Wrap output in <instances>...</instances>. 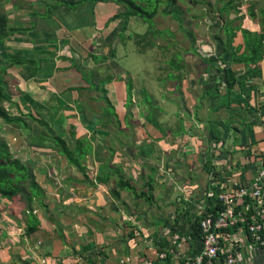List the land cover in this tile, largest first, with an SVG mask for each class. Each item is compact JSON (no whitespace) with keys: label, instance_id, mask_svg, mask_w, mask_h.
Listing matches in <instances>:
<instances>
[{"label":"crops","instance_id":"obj_1","mask_svg":"<svg viewBox=\"0 0 264 264\" xmlns=\"http://www.w3.org/2000/svg\"><path fill=\"white\" fill-rule=\"evenodd\" d=\"M249 1L264 3V0ZM99 7L102 8H96L95 18L101 17L97 21L102 23L118 10ZM106 10L113 13L100 15ZM242 11L245 13L242 27L259 33V20L251 19L245 7ZM80 31L86 32L69 33L81 42L77 48L58 39L59 56H64L60 50L69 51L68 58L72 51L82 58L87 54L84 45L92 36L81 39V33L75 35ZM218 56L219 46L217 55L210 58L215 61ZM87 66L93 65L87 62ZM232 69L237 75L246 71L242 66ZM122 72L134 83L127 70ZM259 72L260 75L250 77L242 87L235 85L229 95L221 84V94L216 100L209 91L217 80L214 74L207 78L204 70L202 77L187 79L189 85L183 84L182 90L178 84L171 87L166 101L152 96L147 87L136 90L133 86L129 106L126 80L118 72L108 87L118 118L108 121L102 117L104 123L96 126L85 123L77 108L60 97L68 82L65 78L59 79L55 73V77L47 76L45 82L37 83L34 78L25 82L20 77L17 86L27 99L35 102L38 113L47 121L43 115L55 113V123H49L50 126L65 135L73 126L77 138H93V153L82 163L84 179L54 150L30 146L29 132L13 130L11 135H18L12 140L5 136L8 144L11 141L18 144L22 138L28 142L32 149L27 153L30 152L33 164L39 167V176H48L44 196L45 202L51 204L47 205L49 211L35 210L39 225L30 235L26 234L28 221L23 215V205L0 210V264H155L158 252L163 250L169 253L164 264H184V260L195 256L201 248V236L192 223L209 211L204 206L211 185L207 178L209 163H217V175L231 178L253 172L264 154V60L259 63ZM181 73L177 72L176 77ZM62 74L72 76L70 72ZM200 85L204 86L202 92ZM166 88L158 87L156 91ZM143 92L157 100L158 106L152 101L151 108L143 102ZM209 103L213 104L211 110ZM66 104L74 112L65 110ZM32 128L37 133L43 131L36 124ZM210 132L225 142L210 140ZM231 132L235 133L234 137L230 136ZM210 151L212 156L208 159ZM205 159L209 161L202 167ZM99 179L107 183H96ZM249 264H264V248L253 252Z\"/></svg>","mask_w":264,"mask_h":264},{"label":"trees","instance_id":"obj_2","mask_svg":"<svg viewBox=\"0 0 264 264\" xmlns=\"http://www.w3.org/2000/svg\"><path fill=\"white\" fill-rule=\"evenodd\" d=\"M193 1V0H191ZM197 7L206 6L209 8V13H206L208 21H211L210 31L217 34L222 33V37L216 36V47L221 48L220 55L213 58L198 56L201 64L204 67V73L207 78L212 74L215 75V87L210 89L211 94L214 92L217 95L211 96L216 99L221 94L220 86L224 85L227 95L233 90L235 85L241 86L246 83L250 77L260 75L259 63L264 60V3L260 1H246V0H214L213 3L209 0H203L198 3L193 2ZM99 6H106L104 8H118L116 15L109 17L106 22L98 23L95 18L96 8ZM165 9L161 11V7ZM175 0H34L29 2L27 0H0V200L6 202H13L18 200L24 205L23 215L26 216L28 225L26 234L30 235L38 229V218L34 214L36 211H49L43 190L37 184L32 167L23 163L18 158H15L10 152L8 143L2 134V128L9 127L12 129H20L29 132L31 135L30 146L39 147L43 150H54L60 158L64 159L68 166L73 168L84 179L86 178L85 168L82 163L85 162L86 156L93 153L92 139L93 138H76L74 127H70L69 141L66 140L65 133L53 129L50 124L41 119L36 111L35 102L27 99L20 88H17L16 94L13 95L7 89L6 83L3 81V76L8 71L25 70L26 79L30 78L37 82H45L47 73L53 74L55 72L59 79H64L67 74L62 73H78L79 80L74 86H63V99L71 104H76L79 115L85 123L93 126L104 123L103 120L94 119L86 120V112L91 109H86L85 105L80 103L82 92H97L101 94L99 98H90L91 101H103L106 105L104 107V118L112 121L113 117L118 118L111 99L108 96L109 85L113 82V77L103 75V66L111 58L116 57V50L112 47L109 55H98L97 49H93L94 41L85 42L86 55L83 58L71 52V58L58 56L59 48L57 30H65L72 33L76 30H86L92 32V28L100 30V42L102 39L107 42L112 40V23L118 21L120 27L119 37H124V32L127 30L130 19L138 18L143 24L148 25L145 34H132L127 36V40H136L140 53H145L149 46H155V41L158 38L169 39L175 38L169 29L159 30L155 25V17L158 15H169L174 20L178 21L180 28L185 30V19H182L184 13L178 9ZM242 7H247L248 16L255 20H259L261 31L259 33L252 32L242 27V20L245 14H242ZM215 8V10H214ZM12 14L13 18H10ZM218 15V17H215ZM21 19H27L22 21ZM110 30L109 29V26ZM219 28V29H218ZM187 31V30H185ZM110 35H106L109 34ZM104 36H108L105 38ZM192 42L191 48L194 52L195 38L189 34ZM83 39L82 37H80ZM28 40L31 43L30 48H23L16 40ZM68 42V41H67ZM65 42V44H68ZM90 42V43H89ZM89 43V48H88ZM161 49L173 50L172 55L167 62L169 67L168 78L177 82L180 86L179 79H182L186 74L178 65H175L176 60H181V53L176 48V43L167 47H160ZM190 50H184L187 54ZM214 61V62H213ZM87 62L93 66L89 68ZM49 65V69L45 68ZM59 65H62L58 67ZM233 66H242L245 72L237 75L232 69ZM47 70V73H43ZM175 71L182 72L176 77ZM213 75V76H214ZM52 76V75H50ZM40 77L39 79H37ZM43 79V80H42ZM41 89L47 86H40ZM132 80L126 79L127 89V106L131 104L132 95ZM58 93L57 95H59ZM14 97L16 99H14ZM216 97V98H215ZM18 99V100H17ZM10 103L12 107L17 109L18 115H12L9 110L5 109L4 103ZM143 102L152 108V97L143 92ZM221 106V105H219ZM35 107V108H34ZM64 109L74 112V108L69 105H64ZM99 120L100 122H97ZM36 124L43 129L42 132L37 133L33 130L32 125ZM210 140L225 142V139H220L212 132L209 133ZM43 142H48V145H43ZM71 143V144H70ZM264 158V154L261 155ZM96 183H107V180L99 179ZM93 187L94 184L90 183ZM124 188V187H122ZM212 199L207 202V207L212 206ZM205 213L202 215L205 217ZM199 220L195 218L192 225L199 232Z\"/></svg>","mask_w":264,"mask_h":264},{"label":"rangeland","instance_id":"obj_3","mask_svg":"<svg viewBox=\"0 0 264 264\" xmlns=\"http://www.w3.org/2000/svg\"><path fill=\"white\" fill-rule=\"evenodd\" d=\"M29 2H34V0H27ZM164 2L166 0H163ZM177 2V8L180 9L183 13L184 16H182V19H185V23H184V27H185V31L184 29L180 28L178 21L174 20L172 16L169 15H158L155 17V25L157 27V29L159 30H167L169 29L173 34H175V38L172 39L171 41L169 39H163V38H158L155 43L156 45L154 46H149L150 49H148L145 53H140L137 46H135V42L136 40L134 39H130L127 40V36L132 35V34H145L147 32L148 29V25L147 24H143L138 18H132L130 19V22L128 23V27L127 30L124 32V37L120 38L119 37V33H120V27L118 24V21H115L112 23V30L110 31V33L112 32L111 36H112V40H110L109 42H107V44L105 43V41L102 39V42H100V38H101V34H100V30H95V28H92V32L91 30L88 32H84L81 33L80 32H76L75 35L79 36L80 33L82 35V38H88L89 35H91L92 40L94 41L93 45V49H97V52H95L98 55H109L110 53V47L112 45L113 48H115L116 50V57L115 58H111L110 61L106 62L103 66V75L104 77L107 78V76H111L113 77V81H115L116 77H117V73H121L123 78L126 80L128 78L127 74L125 72H122L123 70H127L131 76H133L134 78V83L132 81V87L134 86L136 90H140V87H147V89L150 91L152 96H156L157 97H161L162 99H164L166 101V94L167 91H171V87L177 85V82H175L174 80L172 81V79L168 78V73H169V67L167 65V62L169 61L170 56L172 55L173 50H168V49H161L160 47H167L168 44L171 43V45L173 43H176V48H174V50H177L178 52L181 53L182 57L181 60H176L175 65H178V67H180L186 74L184 75V79H182V82L180 84V88L182 90V86L183 84L185 86L189 85L190 80L187 79H191L192 77L198 78V76L200 75L202 77V71L204 70V68L201 66V60L198 56L201 55V57L203 56H211L214 58V54L215 56L217 55V47H216V36H221L222 37V33H219V30L216 33H214L213 31L211 32V21L207 20V15L206 13H209V8L206 6H202V7H197L193 2L195 1L200 3L203 0H175ZM209 2L213 3L214 0H209ZM165 7L162 6L161 7V11L164 10ZM215 10V8H214ZM245 11H247V7H245ZM244 12V11H242ZM113 12L112 10H106L103 12H100V15H111ZM245 14V13H244ZM215 17H218V15H215ZM10 18H13L12 14H10ZM101 17H97V19H100ZM22 21H27V19H21ZM98 23L101 24L100 21H98ZM111 25L109 26L108 31L110 30ZM219 29V28H218ZM58 37H59V41L61 42H67L70 44V46L72 48H77V45L79 46V39L78 37H74L73 35H69V33L65 30H58ZM106 34V35H110ZM93 34V35H92ZM189 34H192L195 38V44H194V49H196V52H194L191 48V38L189 36ZM107 36V37H108ZM105 38H107L106 36H104ZM17 43H19L20 45L23 46V48H30L32 45L28 40H16ZM90 43V42H89ZM89 43H88V48H89ZM192 50L193 52L189 51L187 54H185L184 50ZM221 52V48L219 49V53ZM60 53H64L62 55L69 57L70 56V52L67 50H60ZM198 53V54H197ZM59 56V53L57 54ZM220 55V54H219ZM0 58H2L1 56V50H0ZM116 61H118V63H116ZM216 61V58H215ZM217 62V61H216ZM89 66H91L92 64L90 62ZM118 64V67H117ZM201 64V65H200ZM49 65H45V68H47ZM62 65H59L58 67H60ZM119 67H121L122 69H119ZM48 72V71H47ZM45 72V73H47ZM178 71H175L174 75L176 76ZM55 74V72H53V74L51 73H47V76L49 77H53ZM26 72L25 70H13V71H8L4 76H3V81L6 83L7 85V89L10 93H12L13 95L16 94V89L19 88V86H17L18 82L21 80V78L25 81L26 80ZM52 75V76H50ZM56 76V75H55ZM54 76V77H55ZM21 77V78H20ZM80 75L78 73L76 74H72V76L70 77V75L67 74V77L65 78L66 80H68V82H66L67 86H74L76 81L79 80ZM187 77V78H186ZM54 79V78H53ZM162 79V82L165 83L167 85V88L165 87V85H163L161 83L160 80ZM27 80L29 81V78H27ZM31 80V79H30ZM25 81V82H28ZM189 81V82H188ZM198 81V80H197ZM196 81V83H197ZM188 82V84L186 83ZM195 83V85H196ZM51 86H53V83L51 82ZM160 87H164L166 88L164 91H156L157 88ZM204 88V86L200 85L199 86V91L202 92V89ZM177 88V91H181ZM158 93V94H157ZM162 93V96H161ZM210 93V97L211 96H215L214 94ZM81 98H80V103H82V105L86 106V109H91L90 112H86V120H93V119H100L102 120L104 118V114H103V108L106 107L105 103L103 101H91L90 102V98L95 97L96 99L99 98L101 96V94L97 93V92H82L81 94ZM63 95H61L60 97H62ZM151 96V97H152ZM208 97V96H207ZM14 99H16L14 97ZM45 99H48L47 97H45ZM216 100V99H215ZM154 105H157V100H153ZM89 103V104H88ZM73 106H75V108H77V105L72 104ZM213 105V104H212ZM212 105L209 103V108L211 110ZM3 106L5 107V109H9V112L12 115H17V109L15 107H12V105L10 103H4ZM158 106V105H157ZM51 107V106H49ZM89 107V108H88ZM171 107V105H170ZM35 108V107H34ZM79 109V108H78ZM77 109V114H80ZM107 109H105L104 112H106ZM34 112L37 111V109L33 110ZM170 111L172 113L175 112L174 109L170 108ZM49 115V116H48ZM103 115V116H102ZM38 116L41 119H44L40 114H38ZM45 118L48 119L45 120L48 123H55L54 118H56V115L54 112L51 111V113H48L47 115H43ZM80 117V115H79ZM97 117V118H96ZM103 117V118H102ZM50 119V120H49ZM211 119V117H210ZM104 121V120H103ZM2 121L0 120V123ZM67 128V127H66ZM14 129L9 128V127H4L2 128V134L1 136H3L9 140V138L12 140L13 138H17L18 133H14V135H11V131H13ZM20 129H15L14 132L19 131ZM70 131V130H69ZM235 136V133L231 132L230 136ZM66 138L67 141H69L70 136L69 135H65L64 136ZM77 138V137H76ZM6 140V139H5ZM7 141V140H6ZM8 143V142H7ZM28 142L22 138V140H20V142L15 145L13 141L9 142L8 147L10 152L13 154V156H15V158H18L19 160L22 161V159H24L25 161H22L23 163H26L28 165H30L32 167V171L34 173V177L35 180L37 182V184L40 186V188L43 190V192H45V188H47L48 186V180L47 182H45V177H40V170L39 167L36 164H33L31 158H30V152L27 153L28 149H30L31 151V147L27 144ZM71 144V143H70ZM26 145L29 147H26ZM38 153V151H37ZM39 155V154H37ZM58 155V154H57ZM28 162H27V161ZM52 166V164H51ZM55 167V165L53 166ZM44 182V184H43ZM47 183V184H45ZM44 185V187H43ZM51 191V190H50ZM45 204L49 205L51 203H49L48 201L45 202ZM21 205H24L22 202H19L18 200H14L13 202H6V201H2L0 200V210L1 211H6L5 209H7L8 206H13V208H17V207H21ZM12 208V207H9ZM12 211V209H10ZM6 217V216H5ZM5 218H3L4 220ZM5 221V220H4Z\"/></svg>","mask_w":264,"mask_h":264},{"label":"built area","instance_id":"obj_4","mask_svg":"<svg viewBox=\"0 0 264 264\" xmlns=\"http://www.w3.org/2000/svg\"><path fill=\"white\" fill-rule=\"evenodd\" d=\"M208 159H211L210 151ZM253 172L231 178L217 175L218 165L209 163L210 188L206 200L212 206L199 222L200 251L184 264H249L253 252L264 248V158ZM209 161V160H207ZM205 159L202 167L207 165ZM214 170V172H212ZM168 251L158 252L155 264H164Z\"/></svg>","mask_w":264,"mask_h":264}]
</instances>
